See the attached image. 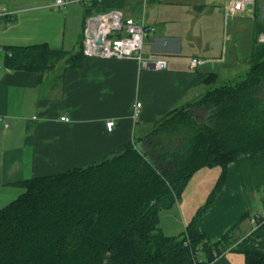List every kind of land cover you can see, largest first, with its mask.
<instances>
[{"label": "crops", "instance_id": "1", "mask_svg": "<svg viewBox=\"0 0 264 264\" xmlns=\"http://www.w3.org/2000/svg\"><path fill=\"white\" fill-rule=\"evenodd\" d=\"M73 2L56 8L55 0H0V9L11 12L0 26V208L22 194L18 182L87 166L114 155L126 144L140 148L162 114L194 102L210 88L248 69L254 27L249 52L241 61L228 62V42L237 47L238 24L234 20L243 16L242 12L226 17L230 0ZM111 8L153 29L144 38L142 55L164 57L166 69H141L133 60L86 56L76 67L65 63L80 51L87 17ZM86 10L90 13L87 17ZM228 19L232 21L228 23ZM228 26L231 35L226 34ZM33 45L67 54L42 71L8 65L10 48ZM191 58L205 63L193 67ZM137 102L140 115L134 121L132 109ZM60 117H68L69 122L60 121ZM107 121H113L110 130ZM220 173V167L214 166L192 174L178 201L158 213V227L164 235H181L206 203ZM254 193L242 188L235 165L228 164L224 184L198 219L196 229L219 240L235 227L212 260L208 261L206 250L199 246L200 262L245 264V254L237 245L250 232V217L259 213L248 209ZM171 210L176 213L173 217H161Z\"/></svg>", "mask_w": 264, "mask_h": 264}, {"label": "trees", "instance_id": "2", "mask_svg": "<svg viewBox=\"0 0 264 264\" xmlns=\"http://www.w3.org/2000/svg\"><path fill=\"white\" fill-rule=\"evenodd\" d=\"M256 15L248 69L162 114L140 148L126 144L87 166L16 183L22 194L0 208V264H204L199 246L212 260L235 227L219 240L196 229L230 163L242 188L261 194L264 211V44L256 43L264 22ZM79 47L66 58L69 67L84 57L82 38ZM9 53L10 67L29 71L50 69L67 54L46 45ZM195 108L203 110L199 117ZM214 166L221 173L206 203L180 236L164 235L159 211L178 201L196 170ZM237 246L245 264H264L262 229Z\"/></svg>", "mask_w": 264, "mask_h": 264}, {"label": "built area", "instance_id": "3", "mask_svg": "<svg viewBox=\"0 0 264 264\" xmlns=\"http://www.w3.org/2000/svg\"><path fill=\"white\" fill-rule=\"evenodd\" d=\"M87 4L90 0H80ZM64 0H55L54 6L61 8L65 6ZM248 5L252 6L250 12L254 17L260 14L264 22V0H260L257 6V0H230V4L225 11L226 17L244 12ZM11 16L10 11L0 9V26L2 19ZM84 28L82 53L86 57L96 59H114V60H133L141 69H152L161 71L166 69L167 60L164 57L145 58L142 55L144 38L153 32V29L145 25L143 21H136L132 17L126 16L122 10L111 8L104 12H98L88 16ZM90 24H93V33L89 31ZM95 26V27H94ZM100 38L101 42L97 43ZM257 44H264V30L256 37ZM205 61L200 58H191L190 64L195 67L204 64ZM140 103H135L132 109V119L137 121L140 115ZM60 121L69 122L68 117H60ZM113 126V121L106 122L108 130ZM252 232L262 229L264 232V211L254 214L250 217Z\"/></svg>", "mask_w": 264, "mask_h": 264}, {"label": "rangeland", "instance_id": "4", "mask_svg": "<svg viewBox=\"0 0 264 264\" xmlns=\"http://www.w3.org/2000/svg\"><path fill=\"white\" fill-rule=\"evenodd\" d=\"M65 1V7L74 4L75 2L71 3L73 0H64ZM260 0H257V6L259 5ZM252 6L248 5L247 8H245L243 12V16H240V18L235 19L234 21L238 24L237 27V36L234 37V40H237V47H232V41L228 42V62L231 61L232 64L236 62V59L239 58L241 61L244 56V53L249 52V44L250 38H251V31L253 30L255 21L253 20V16L249 10H251ZM256 20H258L260 17V14L257 13ZM228 23H230L232 20L228 19ZM226 34L231 35V28L228 26ZM242 64L240 63V66ZM241 74L243 71H240ZM191 111L192 115L199 117L201 113H203V110L199 108L192 109ZM248 209L250 212H261L262 211V203H261V194L258 192H255L254 194H251L249 200H248ZM171 212V213H170ZM176 213L171 211H167L164 214L161 215V217H173ZM166 215V216H165ZM170 215V216H168Z\"/></svg>", "mask_w": 264, "mask_h": 264}, {"label": "water", "instance_id": "5", "mask_svg": "<svg viewBox=\"0 0 264 264\" xmlns=\"http://www.w3.org/2000/svg\"><path fill=\"white\" fill-rule=\"evenodd\" d=\"M95 27V26H94ZM89 31H90V33L92 34L93 33V31H94V29H93V24H90V26H89ZM101 42V40H100V38L97 40V43H100Z\"/></svg>", "mask_w": 264, "mask_h": 264}]
</instances>
